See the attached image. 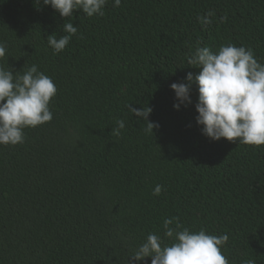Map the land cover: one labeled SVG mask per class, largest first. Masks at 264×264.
I'll list each match as a JSON object with an SVG mask.
<instances>
[{
    "label": "trees",
    "instance_id": "trees-1",
    "mask_svg": "<svg viewBox=\"0 0 264 264\" xmlns=\"http://www.w3.org/2000/svg\"><path fill=\"white\" fill-rule=\"evenodd\" d=\"M209 10L205 27L197 17ZM104 11L62 18L42 0H0V64H35L57 87L53 119L0 145V264H128L166 218L228 234L229 264H264V145L206 137L196 83L179 110L170 87L199 73L187 62L198 41L251 48L264 64V0H109ZM67 22L78 32L54 54L47 37ZM129 105L152 109L153 134Z\"/></svg>",
    "mask_w": 264,
    "mask_h": 264
},
{
    "label": "clouds",
    "instance_id": "clouds-1",
    "mask_svg": "<svg viewBox=\"0 0 264 264\" xmlns=\"http://www.w3.org/2000/svg\"><path fill=\"white\" fill-rule=\"evenodd\" d=\"M39 3L40 0H37ZM109 0H42L51 6L62 18H71L77 10L87 17L103 16ZM121 0H113V7H119ZM215 12L209 10L197 17L205 27L213 23ZM227 15L219 18L225 23ZM65 33L59 39L55 35L47 37L54 54L62 52L77 34L78 26L73 22L62 25ZM190 52L187 62L199 68L193 76H186L188 83H172L179 110L183 104H191V85L198 87L195 104L196 122L202 126V134L213 141L225 138L249 146L264 145V64L256 58L253 49L232 43L221 45L217 52L208 46H199ZM7 52L6 43L0 41V60ZM192 67V66H191ZM57 87L51 77L33 64L22 74L0 64V145L15 146L25 141L26 128H35L50 122L53 113L49 107ZM129 111L146 125L144 131L153 134L158 127L149 121L152 109H137L128 106ZM114 130L117 135L125 127L124 120L117 121ZM163 186L156 185L154 196H159ZM175 226L173 227V224ZM164 235L149 233L142 243L128 257V264L151 258V264H229L222 254V247L228 242V234L212 235L204 228L193 231L179 224L176 218L163 221ZM165 240L169 241L168 243ZM246 264H255L253 260Z\"/></svg>",
    "mask_w": 264,
    "mask_h": 264
}]
</instances>
